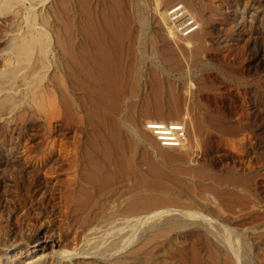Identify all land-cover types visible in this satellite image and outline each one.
Here are the masks:
<instances>
[{
  "label": "rangeland",
  "instance_id": "rangeland-1",
  "mask_svg": "<svg viewBox=\"0 0 264 264\" xmlns=\"http://www.w3.org/2000/svg\"><path fill=\"white\" fill-rule=\"evenodd\" d=\"M158 1L24 0L13 1L17 14L12 6L0 10V69L18 27L34 24L45 39L25 75L9 80L12 98L0 104V174L10 181L0 186V201L17 212L0 211V233L27 241L26 230L46 225L38 234L52 230L63 246V234L83 232L73 246L104 262L98 264L119 256L122 264H227L237 253L240 264H264V0H176L189 13L176 22L171 14L166 24ZM187 17L194 23L184 33ZM176 24L188 37L207 26L201 48L172 39L168 26ZM185 118L178 134L187 146L164 147L158 132L177 137L168 122ZM150 120L162 121L155 133ZM103 145L108 154L86 152ZM95 154L109 170H122L101 194L94 191L82 224L66 195L90 172ZM180 161L205 165L212 177L166 172ZM138 171L157 183L154 190L163 180L166 192L197 212L169 214L188 220L180 234L142 244L141 212L127 208L132 194L149 189ZM233 172L246 181L229 180ZM31 193L58 211L38 212L24 202ZM194 225L204 231L198 238L186 234ZM113 242L118 246L103 251Z\"/></svg>",
  "mask_w": 264,
  "mask_h": 264
},
{
  "label": "bare ground",
  "instance_id": "bare-ground-1",
  "mask_svg": "<svg viewBox=\"0 0 264 264\" xmlns=\"http://www.w3.org/2000/svg\"><path fill=\"white\" fill-rule=\"evenodd\" d=\"M20 2L24 0H0V10L2 8H7L12 6L14 14H17L18 9H16V4L13 2ZM164 1V2H163ZM163 2V3H162ZM176 0H161L157 2L156 10L159 16V19L163 21V23L170 22V15L174 14L176 19L175 22L182 19V17L186 16L189 12V8L183 7V5H177ZM191 5H194V2L191 1ZM204 13V11H203ZM190 18H186V21L182 25L181 29L185 33L186 30L191 28L194 22L189 21ZM169 31L171 32V37L175 41L179 42L184 48L192 49V48H201L208 37V29L207 26H201L194 32H192L189 37L182 36L178 32L177 24L174 26V29H170V25L168 26ZM179 34V35H178ZM188 37V38H187ZM8 47L10 50H7L3 54V58L5 59V65L0 69V104L9 101L12 98L11 90L8 88H12L10 79L17 76H24L26 71L29 68L30 60L34 54V52L41 47V44L45 39L39 34L38 28L32 24L31 26H23L18 27L15 34L8 38ZM1 59V58H0ZM112 66V70L110 75L115 76L117 65L110 63ZM157 119V118H156ZM149 120V119H148ZM157 122L156 126H152L151 129L153 133H155L157 128H160V124L162 121H151ZM182 122L183 127L180 128L178 123ZM186 118L182 121H170L168 122V126L171 127L172 132H174L177 137L172 138L170 132H165L162 128L158 133L166 138L167 144L164 147L168 148H185L187 146V142H185L180 135L178 134V130L186 128ZM192 123V127H196V122L194 120L190 121ZM171 125H170V124ZM149 131V130H148ZM168 131V130H167ZM176 138L177 141H174ZM182 140V141H180ZM177 144V145H176ZM97 148H87L86 152L97 153V154H108L110 149H107L105 145L103 146H95ZM183 159L186 158V155L191 159L187 152H183ZM89 161L92 165V169L86 175L85 178L79 182L75 188L70 191L66 195L68 203L67 207L74 209V221H78L79 223H84L88 214L92 210V206L94 202H92L93 193L96 191V194H101L108 183H111L110 179L114 178L117 172L122 170L121 166L116 167L115 170H109L107 168L108 165L104 163V161L95 154V156H90ZM178 165L175 167L169 166L166 169V172L176 176L177 178L182 177L180 174H195L202 176L204 178H211L212 171L211 168L207 166H203L201 164H190L185 161H180L177 163ZM153 171L155 172V176L159 175L160 168L152 166ZM116 171V172H115ZM138 180L141 182L147 181L149 183L147 186L148 190H139L131 195L127 208L131 212H141L138 213L141 216L139 217L141 220L142 233L139 234L142 239V244L147 242H156L161 237L167 235L171 231H175L172 235L180 234L181 230H183L188 220L184 219L182 216L178 215H169L170 213H175L174 211H179L180 213L194 217L198 216L196 211L191 210L188 205L183 203V200L180 196H177L175 193L166 192L168 189V184L164 183L163 180L159 182V186H156L160 190H154V184L157 185L153 180H147L146 176L142 174L141 171H138ZM229 180L242 181L245 182L246 179L242 174L233 172L229 174ZM4 183L8 185L10 181L4 180L0 174V186ZM37 186H39V182H35ZM162 187V188H159ZM38 188H33V192H37ZM32 194V193H31ZM31 201L33 203V208L37 209L40 213H53V211H58V206H49L42 205L41 202L36 201V197L34 194L30 196V199L25 200ZM96 201V200H95ZM190 204V203H189ZM186 207V208H185ZM7 209H10L7 208ZM32 209V208H31ZM0 211L5 212V217H10L15 210L10 209L6 211V205L0 201ZM164 215H169L168 218L164 221L158 222V219L163 217ZM26 217V216H25ZM164 219V218H163ZM145 222H149L145 225ZM82 223V224H83ZM90 223V222H89ZM48 226H34L26 230V236L28 237L27 241H23L22 239H18L13 235L8 237H4L3 233H0V264H98L104 263L97 259H92L84 254H80L77 250L76 246H73L74 243H77L83 235V232L78 235L75 232H72V236L70 237L68 234H63L64 244L63 246L56 245L59 240L54 236V231H49L46 233V236L38 234L42 229H47ZM49 229V228H48ZM87 229V227H86ZM85 230V229H84ZM203 228L201 225H194L186 234L188 236H195L198 238L203 234ZM53 233V234H51ZM64 233V232H61ZM44 237V238H43ZM7 239V240H6ZM12 239V240H11ZM5 240V241H3ZM11 240L10 244L6 243V241ZM3 243L4 246L1 245ZM33 246V247H32ZM118 244L113 242L111 246L106 247L103 251L109 250L112 247H117ZM30 248H34V251L41 248L43 251H39V253H27ZM46 248H49L45 250ZM23 251L25 253L24 260H19L16 258V253L19 251ZM121 256H119L118 261L115 264H122L120 261ZM241 260H243V256L237 253L234 256L228 257L227 264H240ZM247 264H251L249 259H246Z\"/></svg>",
  "mask_w": 264,
  "mask_h": 264
}]
</instances>
